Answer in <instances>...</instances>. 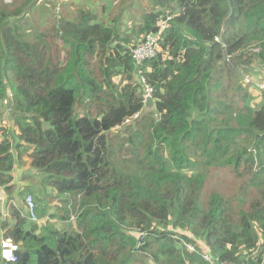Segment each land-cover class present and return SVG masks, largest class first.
Segmentation results:
<instances>
[{"label":"trees","instance_id":"16d2710c","mask_svg":"<svg viewBox=\"0 0 264 264\" xmlns=\"http://www.w3.org/2000/svg\"><path fill=\"white\" fill-rule=\"evenodd\" d=\"M52 1L0 0V186L16 204L0 239L19 245L13 264H208L203 248L217 264H262L264 0H154L125 34L128 1L108 24L84 7L43 19ZM161 31L137 65L132 50ZM19 165L33 172L16 190ZM216 174L237 192H207Z\"/></svg>","mask_w":264,"mask_h":264},{"label":"rangeland","instance_id":"374dc122","mask_svg":"<svg viewBox=\"0 0 264 264\" xmlns=\"http://www.w3.org/2000/svg\"><path fill=\"white\" fill-rule=\"evenodd\" d=\"M7 3L12 2L13 0H5ZM122 1L123 0H53L52 4H47L44 8L46 9V12L44 15H42L43 19H51L50 13L54 14L53 10L51 9V6H55V11H63L64 13L70 15L71 17H75L77 15V12L79 10V7H84L85 9L91 10V11H96L97 18L99 20H103L105 24H108V20L111 19L112 12L116 8H122ZM128 1L127 3L132 4V8L129 10V12L126 14L124 21L122 22V31L125 34L127 30L130 29H135L138 22H137V17L142 13L143 11H150L152 10L153 7V2L154 0H125ZM129 4V5H130ZM44 4L39 5L36 9L34 14H38V9H41V6ZM105 7L106 10V16H104L101 13L102 8ZM126 6H123L125 8ZM52 11V12H51ZM132 16V17H130ZM136 17V18H135ZM165 22H162V28H166V26H163ZM144 40V39H143ZM141 40L139 45L132 50L134 52L135 50L139 49L142 47L144 41ZM134 57V55H133ZM135 59V58H134ZM136 62V61H135ZM256 67L254 68L255 70L260 71L262 69L261 65H255ZM263 71V70H262ZM19 167L23 170L21 173L19 172V169L17 166L14 169L13 177H14V185L16 186V190L18 188L23 187L29 179L27 177H32V169L28 165H19ZM232 176L229 175H219L216 174L214 177H211L208 179L207 186H206V191H220L223 194L227 195H233L234 193L237 192V186L232 180ZM32 184V183H31ZM5 191V190H4ZM32 197H34L32 194H29ZM11 197H15V195H8L5 193V204L4 207L5 209H8L11 211L12 206H16L14 199ZM21 200V199H20ZM14 201V202H13ZM22 203V201L20 202ZM4 217L3 215H1ZM39 222V221H38ZM2 239L6 238H1L0 242ZM198 245L202 246V242L198 241ZM19 246V245H18Z\"/></svg>","mask_w":264,"mask_h":264},{"label":"built area","instance_id":"2783aa9c","mask_svg":"<svg viewBox=\"0 0 264 264\" xmlns=\"http://www.w3.org/2000/svg\"><path fill=\"white\" fill-rule=\"evenodd\" d=\"M163 26H166V23H164ZM162 34L163 33L161 31L159 33L150 34L144 38L143 40L144 43L142 47L133 52L137 65H142L144 61L152 59L156 55L157 42H159V40L161 39ZM215 41L220 42L221 40L220 38H216ZM227 60L229 61V58H227ZM245 78L248 83L254 80L249 76H246ZM255 85L259 88V90L264 92V81L255 82ZM9 96H11V94ZM148 96H151L150 90L147 91V96L145 97L146 100ZM5 104H8V101H5ZM5 199L6 198H5L4 187L0 186V215L7 217L10 214V210L9 208L5 209L4 207V204L6 201ZM25 203H26V209L28 211L27 217L32 222H38L39 217L36 213V205L34 202V198L31 195H27L25 199ZM188 248L191 252L195 251V249L192 246H188ZM202 251H203L204 260L208 264H217V262L212 257V255L209 254L207 248H203ZM9 252L11 253V258H9L6 255V253H9ZM18 252H19V246L17 243L14 242L13 239L11 238L2 239V241L0 242V255L3 261H5L6 263H11V264L16 263L18 261ZM224 264H235V263H224ZM262 264H264V258H263Z\"/></svg>","mask_w":264,"mask_h":264},{"label":"water","instance_id":"95a60500","mask_svg":"<svg viewBox=\"0 0 264 264\" xmlns=\"http://www.w3.org/2000/svg\"><path fill=\"white\" fill-rule=\"evenodd\" d=\"M154 103H155V101H154V99L152 98V96H148V98H147V108H148V109L153 108Z\"/></svg>","mask_w":264,"mask_h":264},{"label":"clouds","instance_id":"9594fccd","mask_svg":"<svg viewBox=\"0 0 264 264\" xmlns=\"http://www.w3.org/2000/svg\"><path fill=\"white\" fill-rule=\"evenodd\" d=\"M145 62V61H144ZM6 255L9 257V258H11V253L9 252V253H6Z\"/></svg>","mask_w":264,"mask_h":264}]
</instances>
